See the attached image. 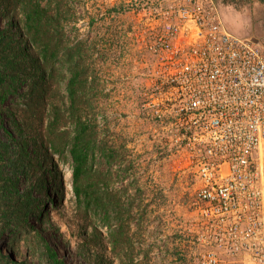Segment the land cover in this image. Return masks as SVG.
Listing matches in <instances>:
<instances>
[{"label":"rangeland","instance_id":"rangeland-1","mask_svg":"<svg viewBox=\"0 0 264 264\" xmlns=\"http://www.w3.org/2000/svg\"><path fill=\"white\" fill-rule=\"evenodd\" d=\"M65 1L71 6L64 24L66 46L87 75L84 113L96 122L103 146L116 156L111 163L98 156L94 168L103 174L101 181L109 191L106 199L121 205L127 232L116 247L110 238V229L118 225L115 213L86 214L78 209L66 150L64 158L47 156L44 177L49 197L44 205H33L23 225L4 231L3 252L17 261L50 264L44 240L64 264H209V256L217 264H264V231L249 240V248L246 239L238 242L237 250L226 235L214 234L217 225L207 224L201 213L205 204L196 196V168L170 140L173 128L154 118L148 107L149 102L164 99V83L157 77L164 64L151 47L156 38H164L166 26L175 23L178 38H185L179 10L195 11L206 20L213 16L230 33L253 40L264 53V0ZM7 26L25 47L23 16H2L0 28ZM52 68L55 83L49 95L61 113L57 136L70 140L73 125L66 114V87L71 73L65 51ZM12 86L19 96L11 95L0 105V187L12 182L15 196L33 198L35 180L16 171L15 157L41 150L40 138L47 133L51 113L41 110L40 120L24 118V109L17 104L28 89L20 80ZM3 201L0 189V204ZM2 222L0 218V228ZM8 235L14 238L6 244Z\"/></svg>","mask_w":264,"mask_h":264},{"label":"built area","instance_id":"built-area-1","mask_svg":"<svg viewBox=\"0 0 264 264\" xmlns=\"http://www.w3.org/2000/svg\"><path fill=\"white\" fill-rule=\"evenodd\" d=\"M177 16L185 38L175 23L151 47L164 64L157 74L164 99L148 107L196 168V196L214 234L226 235L234 250L245 239L249 248L264 231V53L213 16L187 9Z\"/></svg>","mask_w":264,"mask_h":264},{"label":"trees","instance_id":"trees-1","mask_svg":"<svg viewBox=\"0 0 264 264\" xmlns=\"http://www.w3.org/2000/svg\"><path fill=\"white\" fill-rule=\"evenodd\" d=\"M70 7L65 0H0V18L5 15L15 16L18 13L23 16L27 44L21 47L14 40L9 26L5 29L0 28V105L7 97L17 94L12 85L16 80H20L28 89L27 96L17 104L24 109L22 113L24 118L40 120L37 113L41 110H49L51 113L47 120V133L40 138L41 150H37L32 156L25 152L15 157L16 171L22 170L35 180V197L15 196L12 182L3 183L0 187L4 194V201L0 204V218L3 220L0 236L9 228L23 225L27 216H31L34 204L41 206L45 204L49 197L47 194L49 188L45 185L48 180L44 177L47 156L57 155L58 158H64L67 150L72 163L71 185L76 206L83 209L86 214L102 212L108 215L114 212L118 225L110 229V238L112 244L117 247L120 238L127 232V226L122 223L120 217L121 205L109 201L114 199H106L109 191L101 181L103 174L94 168L98 156L104 155L108 163L116 156L113 149L103 146L98 139L96 122L84 113L87 75L79 61L73 60L71 48L66 46L68 37L64 32ZM63 51L68 55L71 73L66 87L69 101L66 114L73 125L70 140H66L67 137L63 134L57 136L61 125V113L55 98L49 95L55 83L52 65L59 60ZM61 180L62 177L59 182ZM13 238V235H8L5 243H10ZM42 241L50 264H64L49 245ZM0 264L30 263L15 260L3 252L0 243Z\"/></svg>","mask_w":264,"mask_h":264},{"label":"clouds","instance_id":"clouds-1","mask_svg":"<svg viewBox=\"0 0 264 264\" xmlns=\"http://www.w3.org/2000/svg\"><path fill=\"white\" fill-rule=\"evenodd\" d=\"M233 34V33H232Z\"/></svg>","mask_w":264,"mask_h":264}]
</instances>
